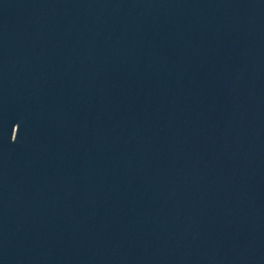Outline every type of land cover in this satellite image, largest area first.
<instances>
[{"label":"water","instance_id":"water-1","mask_svg":"<svg viewBox=\"0 0 264 264\" xmlns=\"http://www.w3.org/2000/svg\"><path fill=\"white\" fill-rule=\"evenodd\" d=\"M0 264H264V0H0Z\"/></svg>","mask_w":264,"mask_h":264}]
</instances>
